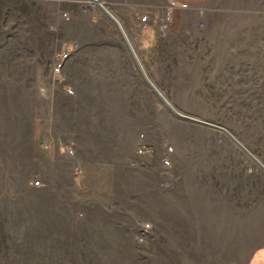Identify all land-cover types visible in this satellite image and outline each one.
Wrapping results in <instances>:
<instances>
[{
  "label": "crops",
  "instance_id": "1",
  "mask_svg": "<svg viewBox=\"0 0 264 264\" xmlns=\"http://www.w3.org/2000/svg\"><path fill=\"white\" fill-rule=\"evenodd\" d=\"M30 1L46 4L54 15L69 16L58 20L51 63L57 44L79 45L62 69L48 112L53 140L32 154L33 176L44 189L62 194L60 185L68 178L72 187L65 193L79 196L85 212L113 206L122 195H140L139 217L149 221L148 228L138 223L128 227V234L101 237L108 256L121 249L130 252L129 258L170 260L165 264H264V171L242 169V150L209 128L191 122L164 125L162 101L102 10L118 23L159 90H195L186 85L195 83V77L185 68L216 64L249 68L246 81L256 98L264 84V0H243L240 8L234 3L233 9L218 10L213 8L218 0ZM170 8L172 17L164 28ZM195 58L201 62L195 64ZM239 80L235 75L219 83L226 89L225 83ZM163 126L177 132L181 142L170 136L159 144ZM166 143L173 148L168 169L159 159ZM138 146L154 147V157H138ZM137 216L131 212L129 217ZM136 231L142 233L141 241Z\"/></svg>",
  "mask_w": 264,
  "mask_h": 264
},
{
  "label": "rangeland",
  "instance_id": "2",
  "mask_svg": "<svg viewBox=\"0 0 264 264\" xmlns=\"http://www.w3.org/2000/svg\"><path fill=\"white\" fill-rule=\"evenodd\" d=\"M242 1L218 0L213 8L233 9L234 3L240 8ZM49 10L46 4L30 0H0V264H165L170 260L129 258L130 252L121 249L107 255L108 244L101 237L125 235L130 225L142 223L144 228L149 223L139 217L140 195H122L113 206H94L85 212L79 196L65 193L72 187L68 178L60 185L63 193L54 194L33 176V150L46 148L53 140L48 112L60 89V81L51 74V57L58 20L64 19ZM52 25L56 31L50 30ZM197 62L201 60L195 58ZM185 69L195 77V83L186 85L195 90L168 94L152 84L178 112L225 128L264 165V84L252 98L255 92L246 81L249 68L215 64ZM235 75L239 82H227L222 89L219 80H233ZM163 108L164 125L188 122L175 117L164 103ZM209 130L231 141L224 133ZM176 133L163 126L159 144L170 136L179 144ZM242 155L244 167L238 169L261 170L243 151ZM34 181L40 186H32ZM131 212L138 216L129 217ZM135 235L142 240V233ZM178 262L186 264V260Z\"/></svg>",
  "mask_w": 264,
  "mask_h": 264
},
{
  "label": "built area",
  "instance_id": "3",
  "mask_svg": "<svg viewBox=\"0 0 264 264\" xmlns=\"http://www.w3.org/2000/svg\"><path fill=\"white\" fill-rule=\"evenodd\" d=\"M61 17L64 20H68V15L66 13H61ZM172 17V10L171 8L165 12L164 19H163V27L167 28ZM140 28L143 30L146 28L147 18L143 16L140 19ZM51 31H56V27L54 25L50 26ZM79 50V45L77 42H65L62 43L59 47L56 57L53 60V64L51 67V74L54 81H61L62 78V69L66 63V61L70 58L71 55L76 53ZM66 93L68 95H73V91L71 89H66ZM49 144V143H48ZM48 144L45 146L47 147ZM70 155L72 151L68 152ZM154 148L151 146H138L136 148V155L138 157L144 158H153L154 157ZM173 154L172 147H166L163 155L160 159V165L164 169H168L171 166V155ZM32 186L39 187L40 183L38 181L32 182ZM148 228V225L144 226V229ZM141 241V240H140Z\"/></svg>",
  "mask_w": 264,
  "mask_h": 264
},
{
  "label": "water",
  "instance_id": "4",
  "mask_svg": "<svg viewBox=\"0 0 264 264\" xmlns=\"http://www.w3.org/2000/svg\"><path fill=\"white\" fill-rule=\"evenodd\" d=\"M93 3H96L95 0H91ZM99 5V4H98ZM100 6V5H99ZM101 7V6H100ZM102 8V7H101ZM102 10L112 19V21L116 24V26L118 27L120 33H121V36L123 37L124 39V42L126 43V45L128 46V49L129 51L131 52L132 54V57L139 69V72L143 78V80L145 81V83L148 85V87L158 96V98L165 104V106L172 112V114L181 119V120H184V121H188V122H191V123H195V124H198V125H202V126H205V127H208V128H211V129H214V130H217V131H220L222 133H224L237 147H239L251 160H253L256 165L264 171V165H262L228 130H226L225 128H222L220 126H216V125H213L211 123H208V122H205V121H202L200 119H197V118H194V117H191V116H188L186 114H183L181 112H178L164 97L163 95L156 89V87L149 81V79L147 78L143 68L141 67L140 63L138 62V60L136 59V57L134 56L130 46H129V43L125 37V35L123 34L121 28L119 27L118 23L114 20V18H112L103 8Z\"/></svg>",
  "mask_w": 264,
  "mask_h": 264
}]
</instances>
